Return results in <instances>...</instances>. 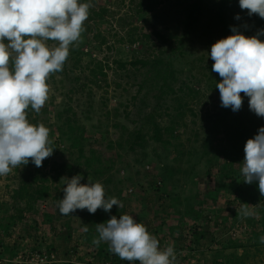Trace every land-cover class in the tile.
Listing matches in <instances>:
<instances>
[{
	"label": "rangeland",
	"instance_id": "obj_1",
	"mask_svg": "<svg viewBox=\"0 0 264 264\" xmlns=\"http://www.w3.org/2000/svg\"><path fill=\"white\" fill-rule=\"evenodd\" d=\"M140 1L142 0H92L91 4L93 6L91 8L93 10L106 8L109 15L104 17V20L97 21L96 26L93 22H84V30L81 32L79 40L69 46L70 57H73L74 52L77 51L83 53L79 67L72 71L71 63H73V60L68 58L62 71L50 74L47 81L49 87L48 99L45 105L39 113L31 109L27 117L31 124L38 125L42 123L49 129V140L52 142L50 146L53 147L57 135L55 132L57 124L66 117L75 115L76 121L86 128L88 147L105 152L107 141L111 140L115 133L118 134L124 131L126 134H130L137 132L140 126L143 125L146 115L153 108H156L158 103L162 107L161 110H157L155 118L160 126L164 127L168 121L164 113L165 110H162V108L172 106L180 96L178 92H167L162 95L160 103L157 96L159 95V85L161 86L162 82L159 81V85L154 86L156 83L151 82L149 84L150 80L143 86L140 93H137L138 87L144 78L145 69L141 66L134 68L127 65L126 70H120L112 61L116 60L120 63L129 64L134 58L147 59L149 54L152 53L171 63L176 79L180 82L185 81L188 86L199 92L197 97L188 102L187 109H192L195 116L186 113L183 120V124H185V132L182 135L184 157L178 163L186 171L189 167L194 166L197 175L186 184L181 176L176 175L173 179L175 181L169 182L167 188H160L163 189L161 192L179 193L182 200L185 198L190 203L195 201L196 210H204L202 218L205 220L197 222L184 218L182 221H178L180 216L173 214H175V211L184 210V207L180 205L173 208L167 193H165L162 200H159V193L161 192L158 193L149 188L148 185L151 182L157 183L158 180L155 179V176L159 174L160 166L163 164L171 167L176 166V163L173 162V155L169 154L171 151H166L160 144L149 139L150 132H147L146 136L144 135V143L141 147L136 148L134 152H130L127 146L118 151L120 158L115 162L113 173L115 180L122 182L120 189L122 190L121 197L124 199V202H121L123 204V207H121L124 210L123 214H129L133 216L136 222L143 223L149 233L159 241L161 248L173 245L177 264H212V249L207 251L204 248L197 251L195 245L190 247V235L193 231L192 227L197 225L196 223H198V229H202V226L207 225L209 236L215 237L217 241H223L227 237L234 240H246L247 237L246 233L244 234L245 231H242L240 222L245 218L241 215L240 218L230 216V210L234 209L240 212V206H235L232 197L223 193L216 194L213 191V178L205 176L204 168L199 163L201 137L205 135L206 128L211 124L210 120L214 112L223 108L219 90L216 88V75L212 71L214 61L208 56L211 46L217 40L222 39L220 26L216 19L219 0H202L200 9L194 16L196 22H192L188 17L194 0H152V9L147 14H138L136 9ZM149 1L143 0L144 4ZM237 14L240 16L239 20L235 18ZM252 16L247 14V10H241L239 1H233L227 11V22L230 30L232 27H236L238 31L246 34ZM131 27L139 29L143 33L152 34L151 44L136 41L129 47L125 42L119 43V38H113L114 34L121 37L125 36ZM97 32H100L106 38V45L99 47L97 41L93 39L94 34ZM154 33L160 34L163 37V42L158 41L153 35ZM173 36L181 39L177 51L170 50L172 46L171 37ZM5 42L7 43V41ZM45 43L49 47H54L57 46L58 41L49 40ZM109 46H111V49H106ZM72 48H76V50L73 49V52ZM9 51L11 52V50ZM12 56H15L14 52ZM91 60H104L111 68L107 72L106 85L101 84L100 88L98 82L91 84L85 80V78H88V74L84 67ZM74 78H78V81L75 82ZM180 82L174 83L173 87L176 89ZM240 95H242V92ZM242 99V110L247 113H254L249 109V98L244 94ZM185 100L188 99L185 98ZM107 113L109 116L106 117ZM113 123L121 126L123 131L111 129ZM98 126H100L99 131L97 130ZM105 130L108 131V134L105 133ZM146 131L148 130L145 128L143 132ZM197 137H199L198 140L195 139ZM186 139L190 142L187 143L188 140L186 141ZM216 140H222L221 136L217 137ZM116 151L117 149L110 151L108 157L115 160ZM60 156L61 153H54L53 151L48 159L51 160L50 162H58L62 160V156ZM143 156L145 157V164L143 166L136 164L135 160H139ZM30 164L31 162L26 166H17L7 175L0 176V205L2 206L0 217L6 216V211L11 210V194L17 189L20 181L26 179L29 172L36 170ZM147 167L149 169H146ZM49 168L39 167L37 170L46 173ZM135 171L140 172L138 177L134 176ZM128 177L132 181H128ZM131 182H134V184ZM81 183L87 182L82 179ZM40 184L38 180L35 186ZM61 193L63 194L62 189ZM54 196L55 193L51 191V195L44 201L34 204L31 213L24 212L23 216L30 226L37 227L38 233L35 236L38 240L43 238L41 241L39 240L41 245L47 246L53 243L55 246L61 247V239L52 236L50 233H45L40 221L42 214L56 213V204L52 200ZM213 198L215 199L214 202ZM161 209L167 214L162 213ZM120 215H122V212H118L117 218ZM161 221L165 225L158 232L156 231L157 226ZM178 222H185V228L183 225L180 233L183 237L178 239L175 236V239H171L167 235V227L172 226V224L178 225ZM218 222L226 224L229 230L222 233V229L218 227ZM55 226L58 228L60 224L57 223ZM82 234L83 231L76 228L73 232L72 241L68 246H74L77 240L82 242L80 239ZM209 236L207 241H209ZM32 239L17 238L15 233L11 231L10 237L5 242L6 245L11 247L12 241L16 240L17 245L39 248L37 247L38 244L34 243L35 238L32 237ZM210 246L214 248V245ZM61 250H63V247L58 249L57 254H60L59 256H62ZM108 250L110 253L109 247ZM76 252L80 264H100L103 262L102 259H99L98 262L94 260L87 253L89 252L88 248L83 244L76 249ZM240 252L238 251V254ZM88 257L89 259H87ZM257 264H264V262Z\"/></svg>",
	"mask_w": 264,
	"mask_h": 264
},
{
	"label": "trees",
	"instance_id": "obj_2",
	"mask_svg": "<svg viewBox=\"0 0 264 264\" xmlns=\"http://www.w3.org/2000/svg\"><path fill=\"white\" fill-rule=\"evenodd\" d=\"M151 1L152 0L146 4H144L143 0L140 1L137 4V13L147 14L152 9ZM201 1L202 0H194L191 4L188 17L192 22H196L194 16L200 9ZM233 1L239 0H219L216 19L220 26L221 38L231 35V30L227 22V11L229 5ZM79 2L87 3L89 0H79ZM107 15H109V11L106 8H98L97 11L90 8L89 16L85 23L93 22L94 26H96L97 21L104 20V17ZM261 29H264V19L254 14L249 27L247 28L248 32L246 31V34L244 35H256ZM153 35L158 41L163 42V37L160 34L154 33ZM151 36L152 34L143 33L139 29L137 30L136 28L131 27L126 32L125 36L121 37L114 34L113 38H119V43L125 42L131 47L136 41L151 44ZM93 39L97 41L99 47H102V45H106L107 43L106 38L103 37L100 32L94 34ZM260 39L264 42V36H260ZM180 43L181 39L174 36L171 37L172 46L170 50L177 51ZM73 49L76 50V48H72V51ZM106 49L110 50L111 46ZM82 56L83 53L78 51L74 52L73 57H70V55L68 56V58L73 60V63H71L72 71L79 67ZM112 63L120 70H126L127 65L134 68L136 66H141V68L145 69L146 72L144 73V78L141 85L138 87L137 93H140L143 86L149 80V84H151V82L156 83L154 86L159 85V81L162 82L161 86L159 85V95L157 96V100L160 103L162 95H165L167 92L180 93L179 98L175 100V104L162 108V110H165L164 113L167 116L168 123L164 127H161L156 121V112L157 110H161L162 107L157 101V107L153 108V110L146 115L143 125L140 126L137 132L126 134L121 126L113 123L111 129H119L123 132H119L118 134L115 133L113 138L107 141L105 146L106 151L104 152L102 150L99 151L88 147L86 128L76 121L75 115L72 117H66L62 121L59 120L60 123L57 124L55 128V132L57 133L56 140L52 146L55 148L54 153H61L62 160L58 162H50L51 160L46 158L42 162L41 167H50L49 171L46 173L37 170L38 167L31 163L30 166L35 167L36 170L31 171L32 173L29 172L27 175L28 177L21 180L17 189L12 192L11 210L6 211V216L0 217L1 257L5 256L13 258L16 255V251L20 248V245H17L18 242L16 240L12 241V247L6 245L5 240L10 237V232L12 231L17 238H35L34 243L38 244L37 247L39 248L32 246L33 250L45 249L48 253H55L59 258L62 257V259L65 260H70L71 251L73 255L78 256V254H76V249L83 244L89 250L87 253L97 262L99 259H102L104 261H110L111 264H121L123 261H121L117 255L112 252L109 253V246L107 243L101 242L99 246H95L93 245L92 240L94 237L98 236L95 224L107 221L112 215L117 216L118 212H122L123 214L124 210L122 208H118L114 205L110 212L98 209L95 214H90L87 209L77 210L73 215L70 214L65 216L59 213V209L56 206L55 214H42L40 221L43 231L61 239V247L55 246L53 243L47 246L41 245L39 240L41 241L43 238H39L38 240L37 236H35L38 233L37 227L30 226L27 219L24 218L23 213H31L34 204L44 201L51 195V191L55 193L52 200L57 205V201L63 198L61 189L63 190L65 187L63 183H60L61 177L66 176L71 178L76 174H81L84 177L83 180H85V182H88L87 179L89 177L91 178V182H100L104 186L106 198L115 197L120 202H124V199L121 197L122 190L120 189L122 182L120 180H115L113 173L115 162L120 158L118 151L127 146L130 152H134L136 148L141 147L142 143H144V135L146 136L147 132L151 133L149 139L160 144L166 151H171L169 154L173 155V162L176 163L175 167L167 166L165 164L160 166L159 174L155 176L159 185L153 181L148 185L150 189H154L158 193L161 192L163 190L162 188L169 186V182L171 183L172 181H175L173 179L176 175L181 176L184 179L185 184L193 177H196L197 172L194 166L189 167L186 171L185 169H182L178 163H180L184 157L182 135L185 132V124H183V120L186 113L195 116L192 109H187L188 102L197 97L199 92L188 86L185 81H178L175 77V71L171 63L164 61V59L158 55L150 53L147 59L134 58L129 64L120 63L116 60L112 61ZM84 70H87L88 74V78H85V80L91 84L98 82L100 88L101 84L106 85L108 76L107 72L108 70H111V68H109L107 62L104 60H91L85 65ZM214 73L216 75V82L218 83L221 80V77H219L218 73ZM74 81H78V78H74ZM179 82V86L175 89L173 87L174 83ZM243 95L244 93L242 92L241 97ZM185 98L188 100H185ZM31 109V106H29L26 110L27 115ZM160 113L162 114V112ZM107 116H109L108 113L106 114V117ZM257 119L259 120L257 121ZM210 122L211 124L206 128L205 135L201 137L200 140L201 152L199 155V163L204 168L205 176L207 178H213V191L216 194L223 193L224 195L226 194L227 196L232 197L233 201H235V206H240V209H242L244 203L250 204L251 207H254L257 215L245 218V220H240L242 231H245L244 234L246 233L247 235L245 238L246 240H234L231 237H227L223 241L220 240L221 242L217 241L215 237L212 238V236H209L207 225L202 226V229H198V223H196L197 225L192 227L193 231L190 235V247L195 245L197 251H201L204 248L207 251H211L212 249V264H257L264 262V260H262V258H264V244L259 242V238L264 236V197H262L259 192L258 182H254L253 184L244 183L243 176L240 172L241 164L245 156V143L248 139L253 138L257 134L260 127L264 126V117H258L254 113H247L243 111L242 108L239 111L233 112L231 108L223 107L221 110L214 112ZM145 128L148 131L143 132ZM97 130H100V126L97 127ZM105 133L108 134V131L105 130ZM98 134L100 133L98 132ZM219 136H221L222 140L217 141L216 139ZM198 138L199 137L195 139L198 140ZM187 140L188 139H186V141ZM189 142L190 141L188 140L187 143ZM115 149H117L115 152L116 159L113 160L109 158L108 155L110 151ZM135 163L143 166L145 164V157L143 156L139 160L136 159ZM50 172L51 174H49ZM139 175V171L134 172L135 177H138ZM38 180L41 184L35 186V183ZM127 180L132 181L130 177H128ZM131 183L134 184V182ZM165 193H167V197H170L173 208L180 205L184 207V210L180 212L175 211V214H173L180 216L178 221H182L184 218L197 222L205 220L202 218L204 210H196L195 201H191L190 203V201L185 198L182 200L179 193L175 194L172 191L159 193V200H162L165 197ZM214 200L215 199L213 198V202ZM0 208H2L1 205ZM161 212L164 213L165 211L161 209ZM239 213L240 212L234 209L230 210V216L233 218H240ZM57 223L60 224L58 228L55 226ZM184 224L185 222H178V225L172 224V226H168L167 235L171 239L175 236L178 237V239L183 237L180 233ZM164 225V222L161 221L157 226L156 231L160 232ZM218 225V227L222 229V233L229 230L226 224L218 222ZM85 227H87V231H85ZM76 228L83 231V234L80 237L82 242L77 240L74 246H68L72 241L73 232H75ZM221 235L222 234L220 233V236ZM208 236L209 241H207ZM210 245H214V248ZM62 247L63 250L60 251L62 256H59L60 254L58 255L57 252L58 249ZM238 251L241 252L238 254ZM61 264L71 263L68 262Z\"/></svg>",
	"mask_w": 264,
	"mask_h": 264
},
{
	"label": "clouds",
	"instance_id": "obj_3",
	"mask_svg": "<svg viewBox=\"0 0 264 264\" xmlns=\"http://www.w3.org/2000/svg\"><path fill=\"white\" fill-rule=\"evenodd\" d=\"M92 6L91 0H0V176L29 162L42 167L53 154L49 129L42 123L31 124L26 110L31 106L39 113L45 105L48 78L62 71L69 46L79 40ZM239 6L249 16L264 19V0H239ZM231 31L232 35L217 40L208 53L214 61L212 71L221 77L216 83L221 106L239 111L243 92L249 98V109L264 117V42L260 39L264 29L253 36H245L236 27ZM49 40L58 41V46L46 45ZM244 152L240 168L243 182H258L264 197V126L246 141ZM82 179L81 174L61 177L65 187L56 205L61 215L85 209L95 214L98 209L110 212L114 205L123 207L117 198H106L100 182L92 183L89 177L82 184ZM239 214L244 218L257 215L247 203ZM95 227L98 236L93 238V245L107 243L110 251L128 264H176L174 246L161 248L146 226L129 214L119 218L112 215ZM259 242L264 244V236Z\"/></svg>",
	"mask_w": 264,
	"mask_h": 264
},
{
	"label": "built area",
	"instance_id": "obj_4",
	"mask_svg": "<svg viewBox=\"0 0 264 264\" xmlns=\"http://www.w3.org/2000/svg\"><path fill=\"white\" fill-rule=\"evenodd\" d=\"M146 169L149 168L147 167ZM157 184L159 185V183ZM69 259L70 260L59 258L55 253H48L45 249L33 250L32 247L20 245L18 252L13 258L0 256V264H61L68 262L71 264H80L77 260V255H73L72 251ZM100 264L111 263L110 261L103 260ZM121 264H128V262L123 261Z\"/></svg>",
	"mask_w": 264,
	"mask_h": 264
},
{
	"label": "crops",
	"instance_id": "obj_5",
	"mask_svg": "<svg viewBox=\"0 0 264 264\" xmlns=\"http://www.w3.org/2000/svg\"><path fill=\"white\" fill-rule=\"evenodd\" d=\"M87 259H89V257H88ZM80 261H81V260H80Z\"/></svg>",
	"mask_w": 264,
	"mask_h": 264
}]
</instances>
